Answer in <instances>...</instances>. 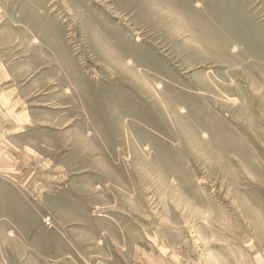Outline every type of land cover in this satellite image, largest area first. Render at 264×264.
I'll list each match as a JSON object with an SVG mask.
<instances>
[{
    "label": "rangeland",
    "instance_id": "374dc122",
    "mask_svg": "<svg viewBox=\"0 0 264 264\" xmlns=\"http://www.w3.org/2000/svg\"><path fill=\"white\" fill-rule=\"evenodd\" d=\"M0 264H264V0H0Z\"/></svg>",
    "mask_w": 264,
    "mask_h": 264
},
{
    "label": "crops",
    "instance_id": "0c3cea01",
    "mask_svg": "<svg viewBox=\"0 0 264 264\" xmlns=\"http://www.w3.org/2000/svg\"><path fill=\"white\" fill-rule=\"evenodd\" d=\"M5 94H0V105L5 104L9 101V99H6ZM3 108H0V126H10L11 121L7 119L5 111H3Z\"/></svg>",
    "mask_w": 264,
    "mask_h": 264
}]
</instances>
